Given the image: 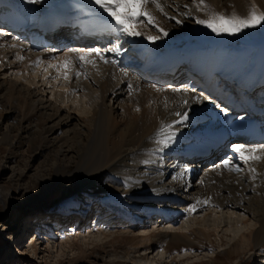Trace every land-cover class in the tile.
Wrapping results in <instances>:
<instances>
[{"label": "bare ground", "instance_id": "obj_1", "mask_svg": "<svg viewBox=\"0 0 264 264\" xmlns=\"http://www.w3.org/2000/svg\"><path fill=\"white\" fill-rule=\"evenodd\" d=\"M13 1L25 11L31 10L38 15L50 13L54 4L80 3V15L97 19L99 26L108 27L96 36L98 39H85L86 36L79 33L80 29L85 31L80 24L60 29L56 37L64 38L62 45L68 43V46L53 51L57 41L38 51V55L30 53L26 35L13 34L0 27L1 71L25 67L27 63L41 62L57 54L63 65L66 60L72 62L68 73H62L69 77L70 90L82 92L86 103L92 106L90 117H77L75 111L63 109L57 101L35 100L31 87H19L15 81L0 84L3 109L9 108V111L17 104L22 110H31L35 117L45 118L48 133L62 131L60 136L56 134V143L60 144L52 165L59 181L72 180L75 188L84 190L102 182L107 172L112 173L122 186L121 196L127 197L124 202L147 197L143 201L151 202L150 206L157 208V220L162 224L177 225L180 214L192 215L208 210L215 214L216 209L223 208L241 210L258 224L251 235L242 236L241 248L250 250L253 244L264 246V159L245 163L234 150L236 145L251 149L264 144L256 139L258 135L252 128V118L245 119V111L241 115L231 106L218 107L211 98L223 85L239 86L248 92L264 80V37L259 36L262 32L248 33L240 43L235 41L230 45L216 39L194 38L196 25L209 30L196 23L197 19H204L200 15L202 7L208 3L223 11L224 0H205L199 7L197 0H160L163 12L155 4H149L148 11L155 16L156 24H147L142 19L138 30L143 35L136 37L120 32L112 18L93 0H41L37 4L28 0ZM233 4L235 14L237 7L244 15L253 6L264 12V0H233ZM87 8L93 11L88 12ZM161 28L167 35L160 31ZM149 36L159 39L152 41ZM117 45L119 51L115 50ZM93 50H99V55ZM60 51L62 53L58 54ZM84 53L91 54L88 59L94 61L95 66L81 64L78 57ZM105 60L113 62L105 63ZM173 67L179 68L178 71L183 69L196 79L205 78L208 86L199 83L202 89L186 90L182 85L183 75L165 76ZM77 71L82 73L79 77ZM262 89L258 85L256 94ZM117 109L121 110L120 116ZM177 112L187 113V121L177 123L182 120V115L177 116ZM27 118L20 119L18 128L29 132V127L21 126L22 121L28 123ZM168 124L172 125L174 139L161 134L162 126ZM212 132L211 138L203 140ZM197 141L198 145L193 146ZM211 142L217 145L210 147ZM199 145L198 150H193ZM226 160L228 167L224 166ZM178 164L182 166L178 167ZM198 166L202 172L193 183ZM251 168L256 169L255 173L250 171ZM4 194L0 191L2 201ZM193 205L195 210L190 211ZM116 223V220H102L99 226L108 230ZM201 232L205 237L209 235ZM157 235L150 237L147 233L140 238L141 247L147 251L151 249L152 244H148ZM163 235L178 246L184 241L189 248L195 240L190 232L166 231Z\"/></svg>", "mask_w": 264, "mask_h": 264}, {"label": "rangeland", "instance_id": "obj_2", "mask_svg": "<svg viewBox=\"0 0 264 264\" xmlns=\"http://www.w3.org/2000/svg\"><path fill=\"white\" fill-rule=\"evenodd\" d=\"M224 4L222 11L206 3L200 15L208 19L216 12L236 13L233 0H224ZM240 11L237 7V14L243 16ZM262 26L239 35H218L196 25L193 35L230 45L240 43L248 33L262 32L259 36L264 37ZM59 58L57 55L21 68L0 69V84L15 81L19 87H31L35 100L57 101L63 109L75 111L77 117H90L92 106L86 103L82 92L70 90L69 77L62 75L68 73V68L62 66ZM114 107L119 108L116 104ZM8 109L0 105V191L5 193V200L0 199V264H264V246L241 248L242 236H249L258 228L256 220L241 210L223 208L216 209L215 214L209 210L180 214L177 225L162 224L157 220V208L143 201L147 197L124 202L127 197L121 196L122 186L112 173L107 172L102 182L84 190L75 188L72 180L59 181L52 165L60 144L56 137L62 131L48 133L45 118L35 117L31 110H22L17 104ZM117 111L120 116L121 110ZM25 116L29 121H22L21 126L29 127V132L19 129L20 119ZM200 170L198 166L193 183L201 175ZM102 220L117 223L107 230L99 226ZM166 231L190 232L195 238L193 247L184 241L176 245L165 238ZM201 231L209 234L208 238ZM153 232L158 235L149 242L152 246L147 251L140 240L147 233L152 237Z\"/></svg>", "mask_w": 264, "mask_h": 264}, {"label": "snow or ice", "instance_id": "obj_3", "mask_svg": "<svg viewBox=\"0 0 264 264\" xmlns=\"http://www.w3.org/2000/svg\"><path fill=\"white\" fill-rule=\"evenodd\" d=\"M28 2L37 4L41 3V0H28ZM93 2L98 5L101 9H103L111 18L115 25L118 26V30L128 36L136 37L143 35L142 32L138 30V24L143 20H146L147 24H156L155 16L148 11L147 6L149 4H155L156 8L163 12L164 9L160 3V0H93ZM205 0H198V5H203ZM188 7V5H185ZM190 14V13H186ZM167 15V13H165ZM174 19V17H173ZM196 23L205 25L207 28L211 29L212 32L216 34H231L235 35L240 32L245 31L246 29L256 28L264 25V12L258 11L255 6L251 8L247 15H239V14H231L226 15L223 13H213L208 19H197ZM161 32H164V35H167V32L164 31L163 28L160 29ZM149 40L155 41L159 39V37L149 36ZM116 51H119V45H117ZM71 51H76L72 49ZM99 55V50H93ZM90 53H84L78 57L79 61L82 65H87L92 63L95 66L94 61H90L88 57ZM101 59H104L102 56ZM113 61L105 60V63H112ZM72 64L71 61L66 60L64 62V67L68 68ZM82 73L77 71L76 75L79 77ZM127 75V73H125ZM67 79V75H65ZM159 90V89H158ZM196 99H200L197 97ZM185 103H187L185 101ZM139 111V109H137ZM223 111H227L224 109ZM177 116L182 115V120L177 121V123H183L187 121L188 115L187 113H176ZM172 125H163L161 128V134H167L169 138L174 139V132L171 131ZM234 150L239 153L241 159L244 160L245 163H248L250 160L259 161L264 159V155H258L257 153H264V145L260 148H251L246 149L243 145L234 146ZM229 162L226 160L224 162V166L228 167ZM239 169H237L238 171ZM250 171H256L255 168H251ZM204 203H208V201H204ZM195 210V205L190 211Z\"/></svg>", "mask_w": 264, "mask_h": 264}]
</instances>
